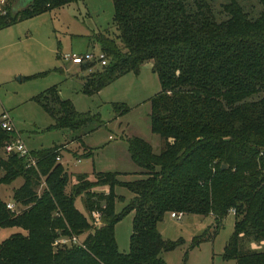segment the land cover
I'll use <instances>...</instances> for the list:
<instances>
[{
  "label": "trees",
  "instance_id": "16d2710c",
  "mask_svg": "<svg viewBox=\"0 0 264 264\" xmlns=\"http://www.w3.org/2000/svg\"><path fill=\"white\" fill-rule=\"evenodd\" d=\"M70 1L31 0L12 13L11 0H5L0 28ZM112 2L117 32L107 28L93 34L106 63L92 71L80 65L85 70L81 90L98 92L150 60L160 81L149 99L150 128L162 138L160 150L130 136L128 152L145 176L126 181L110 170H94L92 179L84 172L72 176L56 158L60 144L31 149L36 165H27L17 152H0V184L23 177L12 194L22 206L17 212L0 196V228H21L0 241V264H171L160 252L174 249L182 237L166 239L158 229L170 211L212 214L217 225L232 211L233 231L222 257L264 264V249L243 245L245 239L264 240V0H258L261 9L255 14L240 0H226L219 17L212 0ZM31 99L53 117L47 128L86 133L94 127L89 124H101L96 114L62 98L57 85ZM113 107L119 113L130 108L122 101ZM16 135L0 125V151ZM103 184L108 191L93 188ZM117 184L133 193L119 211L115 201L124 197L115 193ZM79 195L86 213L75 205ZM92 210L100 212L99 225L92 222ZM130 211L129 249L121 251L115 224ZM208 232L194 235L190 246L210 237ZM72 233L84 245L53 244L59 235Z\"/></svg>",
  "mask_w": 264,
  "mask_h": 264
},
{
  "label": "rangeland",
  "instance_id": "374dc122",
  "mask_svg": "<svg viewBox=\"0 0 264 264\" xmlns=\"http://www.w3.org/2000/svg\"><path fill=\"white\" fill-rule=\"evenodd\" d=\"M14 1L11 0V7ZM16 1L15 6H20ZM224 1L212 0L218 17L222 16L220 8ZM240 1L252 14L261 9L258 0ZM4 2L0 0V7ZM20 2L25 4L29 0ZM112 15V0H72L0 29V114L5 111L10 115L16 132L27 148L60 144L64 153L63 164L72 176L75 171H88L93 178L92 170H110L118 171L117 177L126 181L145 176L130 157L128 138L135 135L147 140L155 152L160 150L162 144L160 134L150 128L149 99L160 89V81L151 61L142 63L138 72H126L98 92L87 94L81 90L85 70L60 56V53L71 50L98 53V43L93 40V34L107 28L111 34L117 32ZM40 71L43 72L37 76L21 78V75ZM52 85H57L59 95L70 98L77 110L96 114L101 124H89L94 127L86 133L84 128H47L53 123V118L31 97ZM115 101H122L130 108L119 113L113 107ZM78 136H82V139ZM85 149H90L92 153H79V150ZM0 152L5 154L2 149ZM81 154L84 156L78 161L76 156ZM19 178L10 184L0 185L2 197H10L6 195L10 191L9 185L16 184ZM71 184L72 180L66 190ZM42 187L39 185L38 191H42ZM94 187L98 190L100 185ZM114 191L124 197L115 201V209L119 211L133 193L119 184L114 186ZM13 202L14 211L17 212L22 206L15 200ZM75 204L85 212L83 196H77ZM132 216L133 211H130L116 223V241L121 251L129 249ZM233 223L232 211L223 217L220 225L216 224L212 214L184 212L181 217L175 218L168 212L159 222L162 236L166 239L182 237V242L172 250L161 251L160 256L171 264H235L234 259L222 257L223 247L233 231ZM20 229L18 226L1 227L0 241ZM205 231H209L211 236L191 247L193 236ZM243 245L264 249V240L256 242L245 239Z\"/></svg>",
  "mask_w": 264,
  "mask_h": 264
},
{
  "label": "built area",
  "instance_id": "2783aa9c",
  "mask_svg": "<svg viewBox=\"0 0 264 264\" xmlns=\"http://www.w3.org/2000/svg\"><path fill=\"white\" fill-rule=\"evenodd\" d=\"M60 56L65 61H69L78 65H87L85 67L86 71H92L96 64L104 65L106 63V57L104 52L102 51H98V53H96L94 51L85 50V52L79 53L71 50L60 53ZM0 125L2 128L8 131H15V127L12 123L10 115L5 111L0 114ZM1 149L5 154L17 152L19 155L25 157L27 165H36L37 160L35 156L31 154V149L26 147L18 133L15 138L6 142ZM56 158L57 160H59L60 156H57ZM41 184L44 185V181H41ZM6 206L11 210H15V204L13 201H6ZM91 216L93 224L99 225L101 223L100 212L98 210H92ZM170 216L179 218L182 216V212L170 211ZM71 243L84 245L83 240L75 233H72L70 235H59L53 241L54 245L59 246L70 245Z\"/></svg>",
  "mask_w": 264,
  "mask_h": 264
},
{
  "label": "crops",
  "instance_id": "0c3cea01",
  "mask_svg": "<svg viewBox=\"0 0 264 264\" xmlns=\"http://www.w3.org/2000/svg\"><path fill=\"white\" fill-rule=\"evenodd\" d=\"M30 17H32V16H30ZM29 18V17H28ZM26 19V18H25ZM23 20V19H22ZM20 21V20H19ZM16 23V22H15ZM10 26V25H9ZM6 27H8V26H6ZM6 27H3V28H6ZM3 28H0V29H3ZM27 75H25V76H22L21 75V78H29V77H26ZM35 101V100H34ZM45 110V109H44ZM48 113V112H47ZM49 114V113H48ZM50 115V114H49ZM51 116V115H50ZM52 117V116H51ZM53 118V117H52ZM13 123V122H12ZM81 139H82V136H81ZM37 149V148H36ZM79 153H84L85 155H87V154H89V153H92V151L90 150V149H85V150H82V151H80L79 150ZM64 153H62V150H61V156H60V159H59V161L63 164V161H62V157L64 156L63 155ZM82 156H84V155H80V156H76V158H77V160L78 161H80L83 157ZM64 165V164H63ZM64 167L66 168V166L64 165ZM93 171L94 170H92V173H93ZM67 172L69 173V170H67ZM77 172H84V173H86L87 175H88V177L90 178V179H92L91 177H90V173L88 172V171H75V173H77ZM118 172V171H117ZM70 174V173H69ZM18 177H20L19 178V180H18V182L16 183V184H13L12 186H10L9 185V187H10V191L8 192V194H6V195H10V197H7V198H4V197H2L1 196V194H0V196H1V198L3 199V200H5V201H14V199L12 198V194H13V190H14V188H16V187H18L22 182H23V177L22 176H18ZM18 177H16V178H18ZM15 178V179H16ZM14 179V180H15ZM13 180V181H14ZM13 181H11V182H13ZM10 182V183H11ZM10 183H1L0 185H2V184H10ZM39 185H42L41 183L39 184ZM98 186V185H97ZM43 187H44V185H43ZM42 187V188H43ZM95 188V187H94ZM108 185H106V184H103V185H100V190H105V191H107L108 190ZM98 189V190H99ZM2 190H3V188H2ZM37 191H38V188H37ZM38 192H40V191H38ZM122 195V194H121ZM76 205V204H75ZM77 207V206H76ZM78 208V207H77ZM122 208V207H121ZM81 210V209H80ZM116 210V209H115ZM82 211V210H81ZM84 212V211H83ZM133 217V216H132ZM160 222V221H159ZM159 222H158V229H159V231H160V233L162 234V229L160 228V226H159ZM116 223H118V222H116ZM115 227H116V224H115ZM115 233H116V229H115ZM115 237H116V235H115Z\"/></svg>",
  "mask_w": 264,
  "mask_h": 264
},
{
  "label": "water",
  "instance_id": "95a60500",
  "mask_svg": "<svg viewBox=\"0 0 264 264\" xmlns=\"http://www.w3.org/2000/svg\"><path fill=\"white\" fill-rule=\"evenodd\" d=\"M15 1H16V0H15ZM15 1L12 2V5H13V6L11 7V11H12V13L15 12V11H17L18 9L23 8L24 6H26L31 0H29V2H27V3H25V4H23V2L21 3L20 0H17L16 3H20V6H18V7L15 6V4H14ZM22 1H24V0H22ZM21 4H22V5H21ZM222 167H225V164H222Z\"/></svg>",
  "mask_w": 264,
  "mask_h": 264
}]
</instances>
